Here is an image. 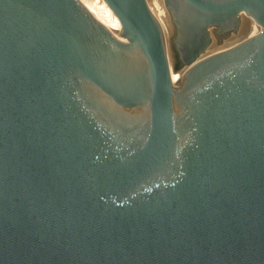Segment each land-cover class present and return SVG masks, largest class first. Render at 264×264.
<instances>
[{"label":"water","instance_id":"water-1","mask_svg":"<svg viewBox=\"0 0 264 264\" xmlns=\"http://www.w3.org/2000/svg\"><path fill=\"white\" fill-rule=\"evenodd\" d=\"M103 1L0 0V264H264V0Z\"/></svg>","mask_w":264,"mask_h":264},{"label":"bare ground","instance_id":"bare-ground-1","mask_svg":"<svg viewBox=\"0 0 264 264\" xmlns=\"http://www.w3.org/2000/svg\"><path fill=\"white\" fill-rule=\"evenodd\" d=\"M92 17L107 29H119L120 22L103 0H79ZM169 68L173 63V56L168 57Z\"/></svg>","mask_w":264,"mask_h":264}]
</instances>
